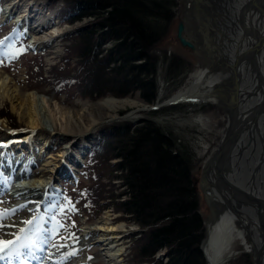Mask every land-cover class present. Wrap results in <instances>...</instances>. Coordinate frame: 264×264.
<instances>
[{"label": "bare ground", "instance_id": "1", "mask_svg": "<svg viewBox=\"0 0 264 264\" xmlns=\"http://www.w3.org/2000/svg\"><path fill=\"white\" fill-rule=\"evenodd\" d=\"M46 1L6 0L0 18L7 23L11 21L12 24L19 23L23 34L32 39L29 41L31 45L46 47L42 49L43 54L50 52L55 56L63 50L61 42L59 44L57 41L68 32V27L64 29L58 27V13L46 9ZM204 1V5L196 6L193 13L188 16V34L196 40L199 53L203 51L201 55L204 56V62L189 76L185 86L166 100L213 102L230 109L233 113L232 122L226 115L228 121L220 138L221 141L230 131L231 142L228 145L231 154L224 153L217 163L219 169L216 168V173L209 175L216 183L214 186L216 196L223 194L218 198L221 200L218 203L221 207L220 217L217 216V219L210 223L203 245L208 256V264H226L236 257L237 240L242 243L243 248L256 253L260 264H264V0ZM54 25L57 26L55 29L50 31L46 29ZM19 33L17 32V35ZM12 80L6 71L0 69V106L8 100L13 111L22 119H26L30 127L26 134L21 135L22 129H8L5 127L6 120L0 118L1 133L6 135L5 139H0V153L1 149L9 145L13 146L15 143L24 145L35 134L45 136V139L55 133L68 137L72 143L63 148L61 159L54 163L61 164L59 161L62 157L69 159L71 155L70 164L67 165V170L65 168L63 170V165L58 166L60 169L56 171L54 177L61 171L67 175L72 172L78 174L79 165L75 161L79 156L84 158L83 151H86L85 147L95 140L97 129L104 123L121 118L117 114L121 105L137 104L134 99H119L114 96L94 103L78 98L81 107L75 112L71 107L66 108L53 102L51 95L35 90L27 91L23 95L16 84L15 88H11L9 84ZM42 102L48 108L49 123L45 120L46 113L41 115L38 111ZM136 112L138 111H131L125 117L136 120L138 119V116H135ZM192 121L204 127L209 123L208 118L203 115H198ZM244 126L245 129L242 131ZM235 135L239 136L235 139ZM219 146L220 144L213 151H217ZM208 147L209 144L205 145V149ZM71 149H74L76 156ZM5 152L0 156V196L9 193L10 198L18 201L13 207L3 209L16 210L23 208L21 206L24 208L28 206L29 211L38 210L39 214L34 216H42L44 221L42 227L47 229L46 223L50 224V221L42 208L48 205L47 211H53L52 203L59 191L51 183L54 177L31 179L29 166L34 157L31 156V160L23 159L27 153L24 150L19 154V160L13 161L8 157V152L6 150ZM9 175L18 177L11 180ZM233 186L239 191L232 190ZM112 219L107 214L94 226L84 225L74 240L54 239L49 241L51 245L37 240L39 247L31 250L22 249L24 255L12 260L11 264H86L87 255H80L84 249L92 245H101L100 250L106 264H124V253L127 251L125 240L131 229H128L124 222L115 223ZM6 223L16 225L5 229L6 232L18 233L21 228L29 227L17 219ZM42 235L47 236L48 233ZM29 251L31 255L28 254Z\"/></svg>", "mask_w": 264, "mask_h": 264}, {"label": "trees", "instance_id": "2", "mask_svg": "<svg viewBox=\"0 0 264 264\" xmlns=\"http://www.w3.org/2000/svg\"><path fill=\"white\" fill-rule=\"evenodd\" d=\"M178 7L176 0H65L66 20L73 24L89 17L90 21L70 33L79 39L72 49L79 66L75 73L62 67L64 86L78 87L75 93L86 97L139 92L143 101L156 102L160 61L166 79L185 76L192 67L185 59L159 49ZM104 129L85 159L87 165L101 157L117 159L115 167L125 170L122 177L130 198L118 200L116 208L131 213L141 225V236L133 244L134 262L206 264L199 246L207 230L191 155L147 118L139 125L123 119ZM162 248H166L167 261L157 257Z\"/></svg>", "mask_w": 264, "mask_h": 264}, {"label": "rangeland", "instance_id": "3", "mask_svg": "<svg viewBox=\"0 0 264 264\" xmlns=\"http://www.w3.org/2000/svg\"><path fill=\"white\" fill-rule=\"evenodd\" d=\"M176 1H179L176 20H174V24L172 25L168 36L161 41L159 49H164L168 56H179L182 59H185L188 64L192 66L191 70L188 71L187 74L185 73V76H171L169 79H166L162 77L164 63L163 61H160L158 66L159 91L156 102L150 104L146 101H143L139 92H135L134 94L124 97H117L119 99L131 98L135 100V103H137L135 105H121L117 110V114L121 117L128 115V113L132 110H136L139 107H143L144 105H148L149 107L153 106L158 101V103H163L166 99L174 95V93H176V91H178L181 87L183 88L188 82L189 76L194 71H196L197 68H200L202 66V62H204V56L201 57L195 51H192L190 48L181 45L179 42L177 28L179 24L178 22L180 20L179 13L181 0ZM255 1L257 2V0ZM4 2H6V0H0V16L2 15V11H4ZM46 4V9H49L50 11L54 10L56 14L58 13V27L61 29L68 27V32L63 34L60 40L58 38L57 41L59 44L61 42L63 49L61 51L62 53L60 52L55 56H53V53L51 54L50 52L43 54L42 49L46 47L42 48L31 45L29 41L32 39L27 35H22L23 30L20 29L18 24H12L13 21L2 23L0 18V40H4V44L0 45V53H13L16 50H21L20 54L15 58H10L8 55H0V59L3 60V64L0 65V69L6 71L9 77L13 79L9 84L11 88H15L16 84L23 95H25L27 91L30 90L51 95L53 102H57L66 108L71 107L75 112L79 111L81 107L77 101L78 98L94 103L96 101H100V99L114 96L109 94L105 97L98 98L91 96L86 97L75 93V91H79L78 87L70 88L66 85L64 86L62 67H67L69 70L71 69L72 72L75 73V68L79 66V58L76 56L75 52L73 53L72 50L74 43L78 42L79 39L73 38V35L70 33L73 28L83 26L84 24L88 23L90 19L88 17L83 21H78L75 23L73 22L72 24L65 19V0H47ZM53 27H47L46 29L50 31L55 29L57 26L54 25ZM20 31H22V34L19 36L17 35V32ZM203 35L205 36V34ZM33 47L36 48V50ZM201 54H203V51ZM59 75L61 80L58 77ZM44 104L45 103L42 102L38 108V111L41 113V115H45L46 113L45 120L49 123L47 116L49 111L47 106ZM164 107L169 109L164 111L157 109L158 111H155V113L142 110L136 112L137 115L135 116L142 118L140 119L141 122L144 120V118H147V120L152 121V123H156L161 128L162 132L167 135V138L174 140L177 147L181 146L191 155L194 164L192 176L194 184L200 193V214L205 221L206 229L205 216L209 214V208L205 198L203 197L200 180L203 176L202 171L205 161L211 157V152L216 149V146L220 144V138L222 137L223 129L228 121L226 118V113L224 109H222L220 106L218 107V105L214 104L213 102L206 103L201 101H186L177 102ZM198 115H203L204 117L208 118L209 123L207 126L204 127L200 123L192 121V119ZM0 118L6 120L5 127L8 129H22L23 134L20 133L21 135L26 134L30 127L26 119H22L16 111H13L11 103L8 100L4 101V103L0 106ZM125 118L131 122L133 121L130 118ZM122 120L123 118H116L112 120L113 122L111 121L109 123H104V125L102 124L97 129V133L95 135L96 139L98 141L100 140V137L102 136L101 132L103 131L102 129L105 127H110L113 123H121ZM140 121L135 125L141 124ZM1 132L2 130L0 129V139H5L6 135ZM47 132L50 134L48 129ZM45 138V136L35 134L33 135V138L29 139L24 145L15 143L13 144L14 147L10 145L9 147H4L1 149L2 151L0 155L6 153V150L9 155L8 157L15 161L16 159L19 160V154L23 153L25 150L27 153L26 155L24 154L23 159L28 158L27 160H31V158L34 157L33 161H30L31 164L29 166V170L31 172L29 176L31 179H47L54 177L56 171L60 169L58 166L63 165V170L64 168L66 170L68 169L67 165L70 164L69 161L71 155L69 159L62 157V160L59 161L61 164H55L54 162L61 159L63 148L72 142L70 138L63 137L58 133L51 134V136L47 137V139ZM208 144V149H205V145L207 146ZM71 150H73L74 155H76L74 149ZM49 156L51 157L49 158ZM49 161H51V163H49ZM83 161L84 162H82L81 166L79 165L78 174H73L72 172L70 173L71 175H67L61 171L62 173L58 172L54 177L55 179L53 178V180H51L53 186L55 185L56 189L59 190L57 191L58 196L52 203L53 211H47L48 205H45L42 210H44V213H47L49 218L48 221H50V224L46 223L47 229H55L59 234L53 235L51 232H49L47 235L49 241L54 239H56L55 241H57V239L58 241L74 240L80 234L84 225L94 226L95 223H98L108 214L111 218H113V222H124L127 225V228L131 229L128 231L125 240L127 251L124 253L125 259L123 263L137 264L134 262L136 248L133 244L141 236V225L139 222L134 221V217H132L131 213L127 211H121L116 208V203L118 200L124 201V199L128 200L130 198V189H128V184L122 177L123 173H125V170L121 171L119 168L115 167L114 164L118 162L117 159L107 161L105 157H101V161L95 162L93 164L90 163L88 165L87 159L84 158ZM61 181H63V184H69L66 185L67 189L64 192L61 189ZM89 192L91 195L90 198L88 196ZM8 194L5 193L0 196V210H2L4 207H13L15 203H17L18 199H12ZM65 197H67L74 206L76 203H78V207H75L78 209V211L68 212L65 210L64 213L60 211L61 205L66 203V200L64 199ZM39 212L40 211L38 210L29 211L28 206L25 208H19L16 209L15 214L11 216L10 220H28L31 219L32 216L38 215ZM52 217H55V219H52ZM57 222L63 224L64 227H57ZM83 222H86V224ZM203 238L201 239L199 248L204 254L205 263L208 264L207 254L201 249ZM93 239L94 237L92 240ZM100 248L101 245H92L89 248L84 249L80 256H85V254L87 255L88 261L86 264H106L105 258L102 255ZM236 249L238 252L236 254L237 256L228 261L226 264H254L253 256L250 253V250L243 248V245L241 242H239V240L236 241ZM157 254H160V258H164V260L167 261L168 256L166 253V248H162ZM164 255L165 257H163ZM246 256L249 257V262L245 261Z\"/></svg>", "mask_w": 264, "mask_h": 264}, {"label": "water", "instance_id": "4", "mask_svg": "<svg viewBox=\"0 0 264 264\" xmlns=\"http://www.w3.org/2000/svg\"><path fill=\"white\" fill-rule=\"evenodd\" d=\"M204 0H181V6H180V13H179V24H178V28H177V34H178V39L181 45H184L185 47L190 48L192 51H195L198 55H200L201 57H203L201 55V53H199L198 51V44L196 42V40L194 38H192L189 34H188V28H189V23H188V16L193 13V10L196 6H202L204 5ZM240 89V86H239ZM159 102V101H158ZM155 103L153 106L151 107H143L142 109H136V110H132V111H153V110H157L160 108H163L164 106H168V105H172L177 103L178 101L175 102H171V101H167L165 100L163 103ZM220 106V105H219ZM218 106V107H219ZM222 109H224L228 119L230 120V122H232V112L230 109L224 107V106H220ZM121 118L126 119L125 115L122 116ZM140 119L142 118H138L136 120H133V124H137ZM245 126L242 128V131H244ZM230 131H228V133L226 134V136L220 141V146L219 149L217 151H213V156L206 160L204 163V167H203V171H202V178L200 180V186L202 189V193H203V197L205 198V201L208 205L209 208V214L205 216L206 219V230L208 233V228L211 222H213L215 219H217V216L220 217V211H221V207L220 204H218L221 200L218 199L219 195H223L222 193H220L219 195L217 194L216 196V189L214 186H216L212 179H210L209 177L211 176V174H215V170H217L216 168L219 169V161L221 159V157L223 156L224 153L229 152L231 148H229L228 143H230L231 141H229L231 139V136H229ZM239 135H235V139L238 137ZM234 139V140H235ZM87 148L86 151H89L90 146L85 147ZM231 153L229 152V155ZM210 175V176H209ZM222 175V174H221ZM219 179V177H218ZM232 190H236V186H233V188L231 187ZM239 191V189H237ZM251 199V198H250ZM220 200V201H219ZM204 239L202 240V244H201V249L205 252L204 249ZM250 253L253 256V260H255V264H260V259L259 256L256 253H253L252 251H250ZM207 254V253H206ZM161 256V255H160ZM159 256V257H160ZM165 257V255L163 256ZM208 258V256H207Z\"/></svg>", "mask_w": 264, "mask_h": 264}, {"label": "snow or ice", "instance_id": "5", "mask_svg": "<svg viewBox=\"0 0 264 264\" xmlns=\"http://www.w3.org/2000/svg\"><path fill=\"white\" fill-rule=\"evenodd\" d=\"M7 39V38H5ZM4 44V40H0V45ZM21 50H16L13 53H0V55H8L10 58H15L20 54ZM3 64V60L0 59V65ZM66 203L61 205L60 211L62 213L67 210L68 212L76 211L75 206L72 204L67 197L64 198ZM24 207V206H21ZM15 209L8 210L3 209L0 210V262H7V264H11V261L14 259L20 258L24 253H22V249H33L34 247H39L37 244V240L40 243L48 244L49 238L47 236L42 235L43 233L51 232L53 235H58L55 229H44L42 227L43 217H33L32 219L24 220L23 223L29 225L28 228H21L19 232H6L5 229L13 228L16 225L13 223H6L9 221L11 216L15 214ZM55 219V217H52ZM57 227L63 228L64 225L57 222ZM8 238H5V237ZM54 247H58V245H53ZM31 255V251L28 253ZM69 255H75V253H69Z\"/></svg>", "mask_w": 264, "mask_h": 264}]
</instances>
